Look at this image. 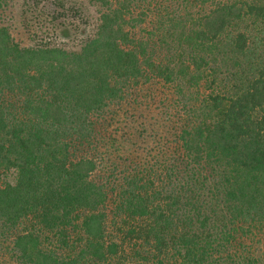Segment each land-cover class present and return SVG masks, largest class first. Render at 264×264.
Returning a JSON list of instances; mask_svg holds the SVG:
<instances>
[{
    "label": "trees",
    "instance_id": "obj_1",
    "mask_svg": "<svg viewBox=\"0 0 264 264\" xmlns=\"http://www.w3.org/2000/svg\"><path fill=\"white\" fill-rule=\"evenodd\" d=\"M49 1L0 0V264H264V0Z\"/></svg>",
    "mask_w": 264,
    "mask_h": 264
},
{
    "label": "rangeland",
    "instance_id": "obj_2",
    "mask_svg": "<svg viewBox=\"0 0 264 264\" xmlns=\"http://www.w3.org/2000/svg\"><path fill=\"white\" fill-rule=\"evenodd\" d=\"M64 1H66V0H64ZM72 1L77 7L83 6V7H85V9H87L89 7L87 5V3L85 4V0H72ZM14 2L15 3L13 4L12 11L15 14V19L13 20V21H15V24L12 27V29L14 31L15 36L21 42H23L26 45H30L32 43V41H31L32 31L36 30V27H38V31H39L37 33L39 35L38 38H46L47 39V37L48 38L56 37V36H53L52 30L56 29L57 27H54L52 24H50L48 22V19H46V21L44 20V22H42L41 25L39 26V24L37 23V20L35 18H32L31 16H30V18L25 17V15H28V14L24 13V11H26L25 3L27 2V0H14ZM89 10L92 11L91 9H89ZM24 18L27 19L25 21L27 23H24V22L22 23V21H24ZM11 22H12V20H11ZM55 25L58 26L59 32H57V33H59L58 35L60 36V39H59V37H57V38L59 40L63 41L67 45H73L75 42L78 41V38H76V36L73 32L74 30L69 31V32L66 31V32L62 33L63 32L62 28L64 25H61L60 21L55 22ZM60 29H62V31H60ZM59 40H58V43H59ZM126 109H128V107ZM131 112H134V111H131ZM156 113L157 112H154L153 114L157 115ZM146 115L149 116L148 114H146ZM141 121L142 120H137V122H139V123L149 124V122H150V121H146V120L142 121V122ZM125 124H126L125 122L121 123V125H125Z\"/></svg>",
    "mask_w": 264,
    "mask_h": 264
}]
</instances>
